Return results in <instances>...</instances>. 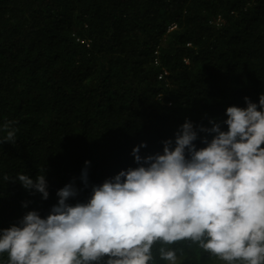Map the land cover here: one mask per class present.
<instances>
[{
  "label": "trees",
  "instance_id": "16d2710c",
  "mask_svg": "<svg viewBox=\"0 0 264 264\" xmlns=\"http://www.w3.org/2000/svg\"><path fill=\"white\" fill-rule=\"evenodd\" d=\"M261 92L264 0H0V141L5 124L16 129L0 142V229L30 210L47 216L69 182V202H86L93 185L137 166L134 146L161 152L186 119L211 127ZM18 173L45 174L49 197ZM161 247L176 264H226L191 239L155 242L149 264H168Z\"/></svg>",
  "mask_w": 264,
  "mask_h": 264
},
{
  "label": "clouds",
  "instance_id": "9594fccd",
  "mask_svg": "<svg viewBox=\"0 0 264 264\" xmlns=\"http://www.w3.org/2000/svg\"><path fill=\"white\" fill-rule=\"evenodd\" d=\"M244 101L211 127L186 119L161 152L141 155L146 141L134 146L137 166L93 185L86 202H69L78 193L74 182L58 189L47 216L30 210L0 229L7 264H149L155 242L182 239L226 264H264V92L258 102ZM12 123L0 142H15ZM90 164L82 170L85 185ZM15 179L49 197L45 174ZM159 255L176 264L174 249L161 247Z\"/></svg>",
  "mask_w": 264,
  "mask_h": 264
},
{
  "label": "built area",
  "instance_id": "2783aa9c",
  "mask_svg": "<svg viewBox=\"0 0 264 264\" xmlns=\"http://www.w3.org/2000/svg\"><path fill=\"white\" fill-rule=\"evenodd\" d=\"M175 27L176 26H172L170 29H173ZM155 54L158 55V51H155ZM155 64L156 65L160 64V60L158 57H156V59H155ZM167 74H168V72L165 70V71L161 72L158 77H159V79H163Z\"/></svg>",
  "mask_w": 264,
  "mask_h": 264
}]
</instances>
